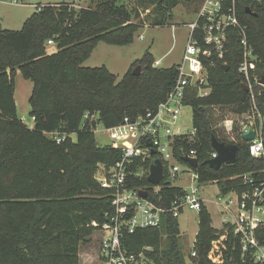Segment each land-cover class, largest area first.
Here are the masks:
<instances>
[{
  "label": "trees",
  "instance_id": "1",
  "mask_svg": "<svg viewBox=\"0 0 264 264\" xmlns=\"http://www.w3.org/2000/svg\"><path fill=\"white\" fill-rule=\"evenodd\" d=\"M150 2L155 14L149 20L153 26H162L173 18V9L179 4L198 11L203 0ZM236 3L259 70H264V0ZM139 17L138 11L118 0H98L94 6L79 9L74 1H64L35 11L21 30L3 28L0 23V264H80L81 244L89 242L114 213L113 193L101 187L96 174L101 166L116 164L123 154L121 148L98 143L97 126L102 123L111 128L125 117L135 119L155 109L171 91L178 68L154 66L155 57L147 52L137 60L142 65L139 75L130 69L118 80L105 65L83 63L101 41L118 45L134 41L141 27L135 22ZM243 36L239 28H231L224 57L213 53L206 59L211 91L199 97L195 89L186 97V104L193 108L196 132L175 137L176 158L187 163L184 154L195 149L199 166L194 169L200 181H217L223 193L246 190L249 186L242 176L247 173H254L257 179L264 177V156L251 155L237 123L235 135L222 131L218 123L224 116L218 117L215 111V106H232L241 115L251 106L238 70ZM52 38L56 49L48 52L47 41ZM17 72L33 82L29 98L32 127L18 115ZM53 133L64 135L63 140L58 142ZM214 136L239 145L237 161L218 170L207 163ZM136 162L134 170L140 165L147 171L151 160ZM131 183L152 186L147 176H133ZM181 191L177 186H163L160 203L169 205ZM151 194L155 195L150 190ZM164 220L162 228H141L126 235L127 249L144 252L153 264H213L209 258L212 243L226 233L225 264H261L249 254L242 255L240 237L232 226L221 230L213 226L205 204L199 212L198 256L193 259L185 257L179 220L172 215ZM256 235L264 244V226Z\"/></svg>",
  "mask_w": 264,
  "mask_h": 264
},
{
  "label": "built area",
  "instance_id": "2",
  "mask_svg": "<svg viewBox=\"0 0 264 264\" xmlns=\"http://www.w3.org/2000/svg\"><path fill=\"white\" fill-rule=\"evenodd\" d=\"M0 3L19 4L20 0H0ZM36 6L37 10H41L44 5ZM231 28H239L244 35L243 60L238 70L243 83L248 85L251 103L247 111L238 115L241 116L238 133L244 140L242 134L254 129L255 138L247 141L249 151L255 157L264 156V83L261 81L264 70H259L258 57L247 40L246 28L238 16L236 0H204L196 20L189 24L190 30L183 58L177 64L178 76L166 99L155 109L148 110L135 119L125 117L123 123L110 128H119L124 133L122 135L124 139L118 141L120 145H117L122 149L123 155L116 164L110 167L101 166V171L96 174L101 187L112 191L114 207V213L99 226L101 248L98 259L96 257L98 264H150L144 252L139 254L130 252L123 238L141 228H162L164 219L169 215L179 220L188 209L197 210L199 213L203 204L208 203V199L202 195L203 187L207 183L217 181L201 182L194 166L187 161L182 163L176 158L175 137L195 134L194 127L188 132L183 131L178 125L181 109L190 105L186 104V97L191 90L196 89L199 97L206 96L211 91L205 61L212 57L213 53L218 57H224L228 50V32ZM143 37L142 35L141 38ZM53 42V39L47 41L48 44ZM161 62V59L156 60L154 66H160ZM210 63L212 64L213 60H210ZM225 127L230 134H234L233 119H227ZM53 134L58 142L64 138V135ZM148 141L151 142L150 145ZM153 149L154 154L151 153ZM185 155L198 158L195 149ZM217 155L213 148L211 158ZM156 157L162 160L164 167V178L161 183L152 184L151 187L134 186L131 183L133 176L143 179L150 175V165L147 171L138 164V170H134L136 160L152 161ZM254 175L247 173L242 176L243 182L249 186L246 190L239 192L232 189L223 193L219 188L213 198L215 204L220 207L219 212L227 215L222 221L225 226L228 225L226 228L232 226L234 232L239 235L242 255L249 254L253 261L264 264V244L260 243L256 235L258 228L264 226V177L257 179ZM181 176L189 177L192 183L196 184L191 188L186 184H173L175 179ZM165 185L182 189L181 193H176L169 205L160 203L163 200L160 192ZM141 190L148 191L147 197L140 196ZM150 190L158 197L152 194L149 196ZM92 224L98 226L96 221ZM196 237L186 255L189 259L198 256ZM226 239L225 233L222 235L223 243L218 238L213 241L209 252L211 260L216 257L217 252L223 255V250L227 248Z\"/></svg>",
  "mask_w": 264,
  "mask_h": 264
},
{
  "label": "rangeland",
  "instance_id": "3",
  "mask_svg": "<svg viewBox=\"0 0 264 264\" xmlns=\"http://www.w3.org/2000/svg\"><path fill=\"white\" fill-rule=\"evenodd\" d=\"M73 2L76 8L94 6L98 0H20L19 4L0 3V23L3 28L11 30H21L24 22L30 17L38 6L47 4H58L61 2ZM124 3L134 12L138 11L140 17L135 20L141 24V27L135 33L134 41L126 45L112 44L101 41L93 50L91 56L83 63V66L97 67L107 66L111 72L118 76V80L131 69L132 71L141 63L137 60L142 59L147 52H150L156 60L161 59L159 67H171L177 65L182 61L183 53L186 47L187 38L189 35V24L196 20L197 13L192 7L185 4H179L173 9V18H171L165 25L153 26L149 17L155 12L153 11L155 5L151 4L150 0H118ZM144 36L141 38V36ZM46 45L48 52H53L56 49V41ZM142 66V65H141ZM15 97L18 108V115L29 126H34V119L30 115L29 98L33 90L32 80L25 79L20 72H17ZM217 116H224V120H219L218 126L221 130L229 136L230 134L225 123L227 119H233L234 124L241 122L237 112L232 106H215ZM178 125L183 131L191 132L193 130V108L187 105L181 109ZM124 133L119 128H107L102 123H99L96 129V137L101 146H111L119 148L120 143L124 137ZM235 135V131H234ZM76 139V135L73 136ZM101 171V168L98 172ZM97 172V173H98ZM101 174V173H100ZM175 185H184L188 188L193 187L196 183H192L189 177L181 176L176 178L173 182ZM219 185L216 182L207 183L203 187L202 195L208 199L206 204L212 214L213 226L221 230L226 227L222 222L227 215L219 212L220 207L214 202V195L218 192ZM180 234L183 251L185 257L193 245L197 232L199 230V213L197 210H186L179 219ZM222 241V235L218 237ZM101 235L97 232L89 242H85L80 246V264H98L99 250L101 248ZM223 243V241H222ZM220 247L221 244H220ZM98 255V256H97ZM213 257V264H225L221 253H215ZM97 257V259H96ZM187 258V257H186ZM146 260L153 264L152 260L146 257ZM187 260H190L187 258Z\"/></svg>",
  "mask_w": 264,
  "mask_h": 264
},
{
  "label": "water",
  "instance_id": "4",
  "mask_svg": "<svg viewBox=\"0 0 264 264\" xmlns=\"http://www.w3.org/2000/svg\"><path fill=\"white\" fill-rule=\"evenodd\" d=\"M247 12H252L250 8H247ZM225 69H228L230 65H224ZM142 66L138 65L132 72L134 75H139L141 73ZM262 83H264V75L262 77ZM244 88L248 90V85L244 83ZM242 138L245 141H250L255 138V130L250 129L247 133L242 134ZM148 144L150 145L151 142L148 141ZM212 146L217 151L218 155L214 158H210L207 160V163L210 165L213 169H220L225 164H233L237 161L238 156V150L239 145L234 142H225L220 141L215 136L212 138ZM152 154L155 153V150L153 149L151 151ZM183 159L187 162H189L192 166L198 167L199 165V159L196 157H192L190 155H185ZM164 178V167L163 162L160 158H154L150 163V175L148 176V180L152 184H160L161 181ZM148 191L141 190L140 196L147 197Z\"/></svg>",
  "mask_w": 264,
  "mask_h": 264
},
{
  "label": "crops",
  "instance_id": "5",
  "mask_svg": "<svg viewBox=\"0 0 264 264\" xmlns=\"http://www.w3.org/2000/svg\"><path fill=\"white\" fill-rule=\"evenodd\" d=\"M54 4H56V3H54Z\"/></svg>",
  "mask_w": 264,
  "mask_h": 264
}]
</instances>
